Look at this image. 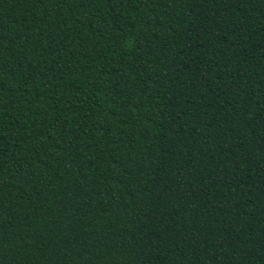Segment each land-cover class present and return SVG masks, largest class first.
Returning <instances> with one entry per match:
<instances>
[{
  "label": "trees",
  "instance_id": "16d2710c",
  "mask_svg": "<svg viewBox=\"0 0 264 264\" xmlns=\"http://www.w3.org/2000/svg\"><path fill=\"white\" fill-rule=\"evenodd\" d=\"M0 264H264V0H0Z\"/></svg>",
  "mask_w": 264,
  "mask_h": 264
}]
</instances>
